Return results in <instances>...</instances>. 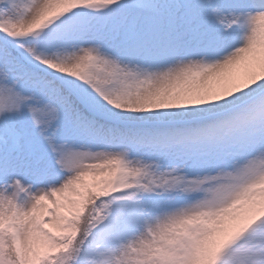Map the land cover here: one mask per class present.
I'll list each match as a JSON object with an SVG mask.
<instances>
[{
	"label": "snow or ice",
	"instance_id": "1",
	"mask_svg": "<svg viewBox=\"0 0 264 264\" xmlns=\"http://www.w3.org/2000/svg\"><path fill=\"white\" fill-rule=\"evenodd\" d=\"M0 264H264V0H0Z\"/></svg>",
	"mask_w": 264,
	"mask_h": 264
}]
</instances>
